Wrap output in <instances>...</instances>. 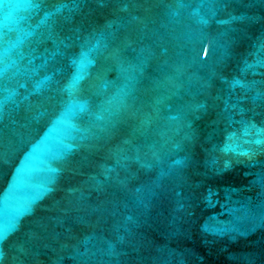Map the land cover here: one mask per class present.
Instances as JSON below:
<instances>
[{
    "label": "water",
    "instance_id": "obj_1",
    "mask_svg": "<svg viewBox=\"0 0 264 264\" xmlns=\"http://www.w3.org/2000/svg\"><path fill=\"white\" fill-rule=\"evenodd\" d=\"M0 264H264V0H0Z\"/></svg>",
    "mask_w": 264,
    "mask_h": 264
}]
</instances>
